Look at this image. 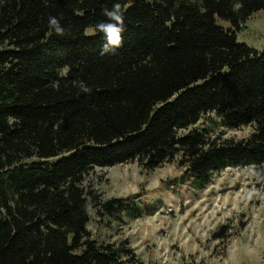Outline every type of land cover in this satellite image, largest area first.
<instances>
[{
	"label": "trees",
	"instance_id": "1",
	"mask_svg": "<svg viewBox=\"0 0 264 264\" xmlns=\"http://www.w3.org/2000/svg\"><path fill=\"white\" fill-rule=\"evenodd\" d=\"M114 3L122 43L101 55L103 34L88 30ZM260 10L264 0H0V264L134 258L127 240L99 244L88 230L91 210L142 215L134 197L86 185L97 166L177 160L197 187L230 166H263L264 50L237 37ZM212 113L254 131L190 130Z\"/></svg>",
	"mask_w": 264,
	"mask_h": 264
},
{
	"label": "rangeland",
	"instance_id": "2",
	"mask_svg": "<svg viewBox=\"0 0 264 264\" xmlns=\"http://www.w3.org/2000/svg\"><path fill=\"white\" fill-rule=\"evenodd\" d=\"M237 37L264 50V10L254 13ZM204 129L213 138L240 140L253 133L254 125L225 126L212 113L190 130ZM86 185L105 200L134 197L141 209L139 217L99 218L90 211L88 230L99 244L129 242L135 256L127 264H264V165L230 166L197 187L177 160L154 170L134 161L97 166ZM222 226L229 229L227 238L215 239Z\"/></svg>",
	"mask_w": 264,
	"mask_h": 264
},
{
	"label": "clouds",
	"instance_id": "3",
	"mask_svg": "<svg viewBox=\"0 0 264 264\" xmlns=\"http://www.w3.org/2000/svg\"><path fill=\"white\" fill-rule=\"evenodd\" d=\"M103 11L107 20L97 23L94 29V32L103 34L106 41L101 47V55H105L121 46L122 33L125 30L124 14L120 3H114L111 9L105 8ZM48 24L50 29H52L58 36L64 35V28L56 17L50 16L48 18ZM82 90L85 92L90 91L87 87H83ZM254 175H256V173H254Z\"/></svg>",
	"mask_w": 264,
	"mask_h": 264
}]
</instances>
